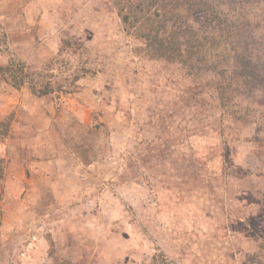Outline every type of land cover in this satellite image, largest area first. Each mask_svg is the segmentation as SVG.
Returning a JSON list of instances; mask_svg holds the SVG:
<instances>
[{
	"label": "rangeland",
	"instance_id": "obj_1",
	"mask_svg": "<svg viewBox=\"0 0 264 264\" xmlns=\"http://www.w3.org/2000/svg\"><path fill=\"white\" fill-rule=\"evenodd\" d=\"M202 1L237 10L234 40L264 26V0ZM145 47L113 0H0V264H264V86L240 78L245 48L217 79ZM12 61L81 78L39 98Z\"/></svg>",
	"mask_w": 264,
	"mask_h": 264
},
{
	"label": "trees",
	"instance_id": "obj_2",
	"mask_svg": "<svg viewBox=\"0 0 264 264\" xmlns=\"http://www.w3.org/2000/svg\"><path fill=\"white\" fill-rule=\"evenodd\" d=\"M113 1L128 34L145 40L144 52L151 58H162L171 63L180 61L184 67L189 68L192 72L191 75L203 71L217 72L216 78L220 79L226 73L220 71L221 67H224L221 64L227 65L228 62V59H224L227 54H223L228 51V48L231 54V50L233 52V50L243 47L245 50L236 52L241 63V66L237 67L242 72L240 78L244 82L264 86V76L262 77L260 73L264 72V51L261 47L264 44V26L258 24L254 27L252 26L254 21L251 22L250 25L257 34L255 37L252 35L249 38L256 42L258 48L256 46L254 52L251 50L250 54H247V48L252 41L247 38L239 40L238 37L234 40L236 33L233 32L238 28V24L235 22L238 20L236 17L237 10L231 11L228 2L219 6L202 0ZM150 11L155 12L153 18H150ZM185 12L193 15L194 18L200 15L201 23L197 26L189 22L190 15ZM239 15L240 18L245 17V6L239 8ZM149 21L150 26L146 27ZM169 23L173 24L174 31L172 36L166 40L164 32H166ZM169 40L172 41L167 42ZM68 45L71 47L70 43ZM209 64L213 65L211 67L214 70L205 69ZM2 72L9 78L7 80L13 84L12 86L17 89L28 86L32 94L39 98L49 96L56 91L74 92V89L77 88V81L81 78L77 75L72 80L61 75V77H57V82H55V75L45 73L42 70H28L24 62L18 61H12L2 69ZM220 94L224 107H226L223 92ZM10 123L11 120L0 122L3 136L8 134ZM153 260V264H168L165 255Z\"/></svg>",
	"mask_w": 264,
	"mask_h": 264
}]
</instances>
